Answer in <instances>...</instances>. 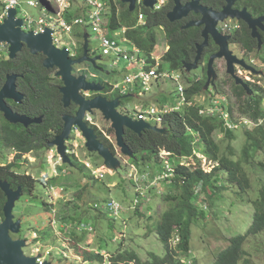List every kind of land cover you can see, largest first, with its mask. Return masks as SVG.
Returning a JSON list of instances; mask_svg holds the SVG:
<instances>
[{
  "label": "rangeland",
  "instance_id": "1",
  "mask_svg": "<svg viewBox=\"0 0 264 264\" xmlns=\"http://www.w3.org/2000/svg\"><path fill=\"white\" fill-rule=\"evenodd\" d=\"M28 1L42 3V0H23V15H30L37 21L48 17L49 13L41 11V8H46L45 6L30 7L27 4ZM86 6H88L87 1L74 0L71 12L81 13ZM2 7L0 1V11ZM134 12L137 14L136 11ZM105 30L109 36H113L108 24H106ZM75 32L76 35L71 38L69 35L62 36V41L71 47L73 39L79 46L84 43L85 34H89L90 46L102 57L99 63L103 68L101 75L108 80L112 87L118 86V91H122L125 76L136 72V67H128L125 60H120L118 65H113L116 57L104 53L99 38L89 28L76 27ZM122 45L124 44L122 43ZM165 45L164 33L159 31L154 54L162 56ZM124 46L128 48V45ZM8 50L9 46L7 44L0 46V51L3 53H8ZM165 69L171 75L178 73V71H172L168 66ZM91 72L96 73L97 71L93 69ZM262 82L264 83V80ZM149 88L150 92L141 97L130 98L131 111H134L136 106H138V109H144L148 106L158 107L162 103H174L176 100V86L171 80L161 81L159 86L155 84L153 87L149 86ZM135 92L138 93L140 90L135 89ZM203 101L204 96H201L200 102ZM234 105L236 104L234 103ZM234 110V118L238 120L239 124L241 123L240 128L236 130L237 138L231 141L227 140L222 133H216L215 140L223 151L231 145L240 155L239 153L245 143L243 128L249 123L246 118H243L237 106ZM133 114L135 113L133 112ZM243 122L245 126L242 125ZM151 123L155 125L154 122ZM102 125L100 124L102 128L110 127V125L108 126L103 122ZM251 126L254 125H248V128ZM115 136L111 135V138L117 145ZM70 148L83 165L87 167V163L90 164V167H87L85 171V175L72 166L60 164L56 157L50 163L53 156L52 151L45 154L27 155L20 163L19 170L32 176L37 181L35 193L32 196L23 193L14 210L16 219L22 220V231L15 236L17 239H25L28 243L24 249L25 254L27 256L40 255L43 260L50 261L53 264H100L87 262L82 256L78 255L77 250L79 252L87 250L96 254L99 253L104 256L105 262L103 264H110L109 260L118 254L121 247L124 251L135 252L143 260H147L150 253L164 257L165 249L158 241L155 229L159 218L157 212L163 196L162 193L168 190L167 180L157 185H153L152 180L148 181L147 184L153 190L151 194H149L148 185H140L142 187L139 191V193L142 192L141 197H143V194H147V198L142 203L144 216L141 218L134 210V201L140 196L136 194L135 190L140 187L137 185L134 188V185L140 184L143 179L141 174L132 177V173H135L137 169L128 162L127 157L121 160L122 167L119 171L113 172L106 169L104 159L99 154L90 153L87 150L86 141L79 131L73 132ZM12 154L10 158H7L8 155L5 157L1 154L0 165L4 166L13 162L15 155ZM262 156L260 154L258 160L264 161ZM199 157L202 158L203 156L200 155ZM210 163L204 158L203 167L206 172H210L215 166ZM163 164V162L154 164V169L163 170ZM63 170H67L68 173H63ZM96 170L106 173L105 178L98 179L97 183L90 178ZM222 175L226 177L225 174ZM250 175L254 189L248 194H241L239 187L233 186L229 182L225 183V187H223V182H220L217 189L214 190L216 195L213 198L209 197L208 203L202 196L199 202L202 214L193 223L191 253L188 257L183 258L184 262L191 264L192 261H198V264H212L220 252L229 246L232 237L247 233L255 212L249 200L258 198L257 186L259 187V184L257 180L264 179V172L255 170ZM51 177L63 178L56 185H52ZM134 178H140L141 181L136 183ZM95 179L97 178L95 177ZM132 181L135 182L134 185ZM112 201L123 206V210L117 216V219L113 217L112 212L107 210V204ZM45 203L50 205L51 213L46 210ZM71 217L90 223L94 229L84 232L79 229L77 222L74 223L75 225L71 224ZM149 217H152V220H149ZM72 232L74 233L71 234ZM77 239H81L79 243ZM246 246L249 250L251 263L264 264V234L250 237Z\"/></svg>",
  "mask_w": 264,
  "mask_h": 264
},
{
  "label": "trees",
  "instance_id": "2",
  "mask_svg": "<svg viewBox=\"0 0 264 264\" xmlns=\"http://www.w3.org/2000/svg\"><path fill=\"white\" fill-rule=\"evenodd\" d=\"M104 1L109 3V28L112 30V34L121 28H126V38L145 51L146 54H150L155 50L160 28L167 27L169 33L166 35V40L169 50L165 54L166 64L172 71L175 70L183 74L184 79L189 84L186 93L190 101L205 92V83H199L196 77H189L184 70L183 61L191 56L192 40L187 39L185 45L179 42L180 36L174 35L177 29L175 30L176 26L169 22L166 9L157 12L147 11L146 23L139 25L137 15L132 13L122 0ZM77 17L79 15L71 11L67 15L69 21ZM44 72V68L37 57L22 54L16 61H11L9 56L0 51V89L8 75L14 73L25 75L24 80L20 83L26 90L27 97L32 98L35 103L48 102L50 100L48 94L50 89L47 83L44 82L45 80L41 78ZM221 92L225 93V90L222 89ZM233 96L239 101L238 108L241 115L257 124L255 127L243 128L245 143L239 153L240 155L231 145L223 151L215 140L216 133H222L227 140H235L237 131L225 129L222 120L218 117L202 116L199 113V107L187 106L182 112L171 115L165 122L168 128V134L166 135L152 130H146L141 136H137L132 132L133 135L131 133L126 135V143L135 154L133 158L129 159L130 164L136 167V172L139 175L148 174L150 180L154 181L152 184L163 183L162 181H156V179L164 172H168L165 170L168 163L174 168V176L168 181V190L162 193L163 196L157 212L159 218L155 229L157 239L165 249V256L160 257L150 253L149 258L143 260L135 252L124 251L121 247L118 254L109 260L110 264H188L183 261V258L188 257L191 253L192 226L202 214V211H200L201 206H199L202 196L208 203V198H213L216 195L214 190L217 189L220 182H223V187L226 186V182L239 187L243 195L254 189L250 174L255 170L264 172V161L258 160L260 154L264 157V90L257 97H250L241 87L234 86ZM168 103L170 102L162 104ZM232 109L234 110V107ZM102 142L110 147L115 154V150L109 146V141L105 135H103ZM0 148L1 150L10 148L17 152L15 162L0 166V181H8L15 189L22 186L32 196L36 190V179L32 176H19L16 172L21 167L20 161L23 156L34 149L33 144L26 138V134L19 126L8 124L2 118L1 112ZM163 151L170 153V156L164 157L161 154ZM199 153L208 162H211L210 164L215 165L210 172H206L204 169L203 159L199 157ZM73 159L74 169L85 175L86 165H83L75 155H73ZM166 161L167 165H162L163 170L154 169V164H161V162L165 163ZM222 174H225L226 177H223ZM61 178L53 177L51 184L56 185ZM90 178L95 183L99 181L95 179L93 174ZM257 181L259 195L256 200H249L255 212L247 233L232 237L229 246L220 252L212 264H252L246 244L250 237L264 234V179L260 178ZM132 182L134 185L135 182ZM142 184L148 185L141 182L135 184L134 188L137 185L140 187ZM149 189V194H151L153 190L151 187ZM135 191L138 193L140 190ZM141 194L134 201V210L142 218L144 216L142 208L144 198L141 197ZM6 201V196L0 189L1 221L4 220ZM44 206L51 213L50 205L45 203ZM117 216L119 215L113 214L116 219ZM70 220L72 225L77 222L78 227H92L90 223L80 219L76 220L71 217ZM149 220H152V217H149ZM83 231L88 232L86 228H83ZM12 236L17 239L15 235ZM77 240L79 243L81 239ZM176 240L179 241L175 243ZM77 253L90 263L103 264L105 262L104 256L99 253L96 254L87 250L83 252L77 250ZM191 264H198V261H192Z\"/></svg>",
  "mask_w": 264,
  "mask_h": 264
},
{
  "label": "flooded vegetation",
  "instance_id": "3",
  "mask_svg": "<svg viewBox=\"0 0 264 264\" xmlns=\"http://www.w3.org/2000/svg\"><path fill=\"white\" fill-rule=\"evenodd\" d=\"M162 1H163V7L161 10L164 9L167 10V18L169 22L176 26L175 30L176 29L178 30L174 32V35L176 34L180 36L179 42L185 45L187 43V39L192 40L191 56L187 60L183 61L184 64L187 63L194 65L196 63L197 57L199 56V46L205 44L206 38L203 35L205 26H191V27L188 26L190 23L201 22L204 19V14L202 13L204 9L210 11L213 14H219L223 12L225 8L230 6L231 9L236 11H240V12L246 11V13H248L253 20L264 18V0H198L197 9L190 10L187 15L183 16V18L178 19L175 22H172L169 19V14L175 10L178 3L176 0H162ZM195 1L197 0H179V3L183 8H185L189 4ZM137 3L138 0H136V7H137ZM216 30L222 37H228L226 42L228 44V51L231 52L230 57L235 58L237 61H242L244 62V64H241L239 62H233V70L235 74L231 75V73H228V60L224 57L217 58L214 60L213 63V68L216 72V77L215 79L212 78L211 81H209L208 70L210 67L211 58L214 55H217L221 50L220 44H217L214 37L212 35H209L208 44L203 48L200 58L197 62V69L191 72H187L185 68L184 70L189 75V77L191 78L196 77V80L199 83H205V88H204L205 92L201 96L204 95L211 96L213 94H219L222 89L225 90V92H228L229 89L230 94L228 101L229 104L235 108L236 106L238 107L239 101H237L236 97L233 96L234 86L241 87L245 91V93H247V95L250 96L248 94V91H246V89L243 86L237 84L235 78L236 76L242 79L244 83H246L248 87L252 90L253 95L250 97H257V95H259L261 91L264 90V83L262 82L264 80V59H263L264 30H262L259 27L257 30L258 33L260 34L263 43L261 48L259 46L260 43L259 40L253 38L252 30L250 29L248 23H246L244 20H238L228 17L224 21H220L218 23ZM160 31H163L164 36L166 38V35H168L169 33L168 28L163 26L160 28ZM1 45L4 44H0V46ZM58 48L61 50L67 49L61 47ZM71 50L72 51L69 50V59L71 60H75V61L80 60L85 55L83 44L79 46L77 44V48ZM22 54L37 57V59L41 63L45 71L44 75L41 78L45 80L44 82L47 83L50 89V91H48L50 100L44 103L42 102L35 103L32 98L27 97L26 90L23 88V86L20 83L22 80H24L25 75L14 73L13 75L18 76L16 82L17 90L19 93H21L24 96V99L22 103H17L13 100H7L8 106L13 110L15 114L23 117H27L30 120H40V122L31 123L28 127H26L23 124H12L8 122L4 113H1V116L8 124L19 126L20 129L23 130V132L26 134V138H28L29 141L32 142L34 149L28 152L27 154H25L23 158L30 154L38 155L39 153L45 154L48 151H52L53 156L50 160V163H52V160L56 157L58 158L57 161L60 164H62L63 158L58 154L57 147H51V144L63 133L65 129L64 118L66 116H72V117L76 116L79 107L72 102L69 107L67 108L65 107L63 102L64 95L61 92V89L64 87L62 78L57 76L58 69L56 67L54 69H47L44 66L46 57L43 54L39 53L37 55H33L25 45L22 51L17 54L14 60L10 59L9 52L6 53L5 55L9 56V60L16 61L18 57ZM88 57L90 59H95L98 57L99 59L96 61V65L88 62H84L79 65L78 64L74 65L73 74L76 77H80V76L87 77V81L89 83L100 84L102 87H104V90L101 92L81 91V94L85 96L88 101L93 100L97 97H102L106 99L108 102H114L118 100L119 104L117 107V111L120 114L124 116H128L134 120L135 118H133V112L131 111L129 106V100L132 97H127V94H122L121 91H118L117 88L112 87L109 84L108 80H106L101 75V71L103 68H101L99 63L102 60V57L98 55L94 51V49H92L91 46H89ZM249 67H251L250 69L252 70H250ZM93 69H96L98 73L97 72L92 73L91 70ZM234 103L236 105H234ZM85 121L90 128L95 130V133L98 136V140L100 142H102L103 135H105V137L109 141L108 143L109 146H111L115 150V154L112 152L110 147L106 146L103 142L102 143L111 150L114 156L118 157L120 160L125 159V157H127L124 156L122 152L120 153L121 149L112 140L111 135L113 136L116 135L115 130L112 128V123L104 119V116L100 110L95 109L92 112H87ZM102 122L106 123L108 126L110 125V127L102 128L100 126V124L102 125ZM165 127L167 129V126ZM75 131L80 132V130L77 127L73 128L72 134ZM131 132L134 133L133 131L126 128L124 138L128 133ZM72 134L70 136V139L66 141V147H67L68 156L71 158L73 163L72 165L69 166H72L74 168L75 164H74L73 155L75 154L71 151L70 148L72 141ZM134 134L137 136L142 135V134L138 135L136 133ZM130 149L134 154V151L132 150L131 147ZM11 153H13L12 155H15L13 159V162H15V159L17 157L16 150L10 148L6 150H1L0 148V155L2 154L5 157L8 155L9 157L7 156V158H10ZM75 157L78 158V156L76 155ZM127 158L128 160L131 159L130 157ZM62 172L68 173L67 170H63ZM16 173L17 175L22 177L30 176L26 173H22L20 170H17ZM19 188H22L23 193H27V190H24L22 186H19L17 189ZM12 189L17 190L13 187Z\"/></svg>",
  "mask_w": 264,
  "mask_h": 264
},
{
  "label": "water",
  "instance_id": "4",
  "mask_svg": "<svg viewBox=\"0 0 264 264\" xmlns=\"http://www.w3.org/2000/svg\"><path fill=\"white\" fill-rule=\"evenodd\" d=\"M124 4L129 5L131 12L136 10V0H122ZM178 5L175 10L169 14V19L175 22L178 19L183 18L187 15L190 10L197 9L198 0L189 4L183 8L176 0ZM157 0H145L144 4L146 7L154 8ZM233 4V1H232ZM199 11V10H197ZM204 19L201 22H193L188 26H205L203 35L206 38L205 44L199 46V56L197 57L194 65L184 64V68L187 72H191L197 69V62L200 58L203 48L208 44V37L212 35L217 44H220L221 50L217 55H214L210 61V67L208 70L209 81L212 78L215 79L216 72L213 68L214 60L217 58H226L228 60V73L234 75L233 62H239L244 64L242 61H237L235 58H231V52L228 51L227 39L228 37H222L216 30L217 25L220 21H224L228 17L244 20L248 23L252 30L253 38L259 40V46L263 45L260 34L258 33V27L264 30V18L253 20L246 11H236L231 9L230 6L224 9L219 14H213L210 11L204 9L202 11ZM18 11L11 9L8 12V17L0 23V44H7L9 46L10 59L14 60L19 52L22 51L26 45L31 54H43L46 57L44 66L47 69H58L57 76L62 78L64 87L61 89L64 95L63 102L65 107H69L71 102L75 103L79 107L76 116H66L65 129L63 133L51 144V147H57L58 154L63 158V163L72 165V160L68 156L66 141L70 139L73 128L77 127L83 138L86 141V148L90 153H97L104 159L105 168L117 172L122 167L121 160L114 156L111 150L106 147L102 142L98 140V136L95 130L90 128L85 121L87 112H92L97 109L100 110L106 121L112 123V128L116 133L117 146L121 149L124 156L133 158L134 154L130 147L125 143V129H129L134 133L141 135L145 130H152L162 135L168 134L167 129L154 127L151 124L143 120H133L128 116H124L117 111L119 101L108 102L102 97H97L93 100L88 101L85 96L81 94V91L89 92H101L104 90L100 84L89 83L87 77L80 76L76 77L73 74V66L79 65L84 62L93 63L96 65L98 57L90 59L88 57L89 52V35L85 34L84 40V51L85 55L80 60L69 59V51L67 49H59L54 44L53 31L47 29L45 33L35 34L34 32L26 33L23 31V21L16 19ZM251 67H249L250 69ZM252 70V69H250ZM254 71V70H253ZM238 85L243 86L250 96L253 95L252 90L246 83L238 76L235 77ZM17 75H8L6 82L0 89V112L5 114L8 122L12 124H23L28 127L31 123L40 122V120H30L27 117L17 115L8 106L7 100H13L17 103H22L24 96L17 90ZM209 84V83H208ZM133 95H127L132 97ZM0 189L6 196V204L4 206V220L0 222V264H40L38 260L41 258L37 256H27L24 249L28 243L25 239H15L12 235H18L22 231V220L16 219L14 210L17 201L23 196L22 188L17 190L12 189L8 181H0ZM43 264H53L50 261H44Z\"/></svg>",
  "mask_w": 264,
  "mask_h": 264
},
{
  "label": "built area",
  "instance_id": "5",
  "mask_svg": "<svg viewBox=\"0 0 264 264\" xmlns=\"http://www.w3.org/2000/svg\"><path fill=\"white\" fill-rule=\"evenodd\" d=\"M3 7L0 11V23L8 17V12L11 9H16L18 11L17 18L23 21V30L25 32H34L35 34L45 33L47 29L53 31L54 43L58 47H67L70 50L76 49L77 42L72 39L71 47L66 45L62 41V36L69 35L70 38L75 34L76 27L89 28L94 35L99 38V43L104 50L106 55H113L116 59L113 65H118L120 60H125L128 67H136V72L130 73L125 77L124 87L121 91L122 94H131L135 92V89H139V95L142 96L147 92H150L149 86H154L155 84L159 86L161 81L171 80L176 86V100L174 103L161 104L158 107L148 106L144 109L135 108V119L143 120L146 122H154L156 126L160 128L165 127V122L167 119L178 112H182L187 106L199 107V113L202 116L207 117H218L222 120L224 128L227 130H235L239 127L237 122L232 118L230 111V104L227 95L217 94L215 96H204V101L200 102V96L195 97L190 101L187 97V89L189 84L184 79L183 74L176 73V75L169 74L166 69H163V60L161 57H156L152 55L148 58L141 50L131 44L125 37L126 28L120 30L119 33H115L113 36H109L105 30L106 24L109 27V3L104 0H79L87 1L88 6L82 11V15L74 18L72 21L67 19L68 13L73 8L74 0H42V3H36L34 1H28L27 4L30 7L45 6L46 8H41V11L49 13L48 17L40 21L35 20L30 15H23V0H0ZM145 0H138L139 8V21L143 23L146 19L145 11ZM163 1L157 6L160 9ZM128 45L126 48L124 45ZM72 51V50H71ZM144 55V57H143ZM115 88L119 89L118 86ZM209 97V98H208ZM208 98V99H207ZM248 125H256L251 121H247ZM261 123V121H260ZM152 124V123H151ZM87 167L90 164L87 163ZM170 172V170H169ZM97 179H103L105 173L103 171L96 170L93 172ZM138 174V173H136ZM139 175V174H138ZM136 176V175H134ZM142 181L135 179L136 182H145L148 180L149 175H141ZM171 176V173L166 172L165 174L159 176L156 181H162ZM107 210L112 212L114 215H118L122 210V205L115 201L107 204ZM1 220V217H0ZM92 230L91 226H81L79 229ZM45 260L43 257L38 260L40 264H43Z\"/></svg>",
  "mask_w": 264,
  "mask_h": 264
},
{
  "label": "clouds",
  "instance_id": "6",
  "mask_svg": "<svg viewBox=\"0 0 264 264\" xmlns=\"http://www.w3.org/2000/svg\"><path fill=\"white\" fill-rule=\"evenodd\" d=\"M160 1L161 0H157V3H156V5L154 6V8H149V7H146L145 8V11H144V13L146 14V19H147V17H148V12L147 11H154V12H157V11H161V9H162V7H163V4H162V6H161V8L160 9H157V6L160 4ZM123 2V1H122ZM127 5V4H126ZM145 5V4H144ZM128 7H129V5H127ZM130 10V9H129ZM136 15H137V21H138V23H139V25H144L145 23H146V19H145V21L143 22V23H140V21H139V8H138V5H137V7H136ZM110 13V12H109ZM108 13V14H109ZM132 13H134L135 14V12H132ZM83 13L81 12V13H78V15L79 16H81ZM18 15V14H17ZM107 18H109V15H108V17ZM16 19H18L17 17H16ZM19 20H21V19H19ZM109 24H110V21H109ZM23 29V28H22ZM123 28H121V29H119V30H117V31H115L112 35H115V33L117 32V33H119L120 32V30H122ZM24 31V30H23ZM26 33H29V32H26ZM74 35H76V32H75V34ZM73 36V35H72ZM111 36V35H110ZM53 37V36H52ZM126 37V36H125ZM54 39V38H53ZM84 39V38H83ZM129 41V40H128ZM130 42V41H129ZM131 43V42H130ZM165 43H166V45L164 46V54L162 55V56H156L155 54H154V51L153 52H151L150 54H146L145 53V51H143L142 49H140L138 46V48L148 57V58H150L152 55H154V56H156V57H161V59L163 60V62H164V64H163V67L165 68L166 66H168L167 64H166V61H165V54H166V52L169 50V46H168V43H167V40H166V38H165ZM55 44V43H54ZM85 44V40H84V43H83V45ZM89 44H90V42H89ZM131 44H133V45H135L136 46V44H134V43H131ZM55 46H57L56 44H55ZM58 47V46H57ZM61 48H67V47H61ZM77 48V47H76ZM156 49V48H155ZM67 50L69 51L70 49L69 48H67ZM71 51V50H70ZM163 68V69H164ZM130 74V73H129ZM129 74H127V75H129ZM126 75V76H127ZM125 76V77H126ZM113 87H115V86H113ZM219 94H221V95H227L228 96V98H229V94L230 93H228V92H225V93H222V92H220ZM127 95H133L132 96V98H136V97H141L140 95H139V92L138 93H136V92H133V93H131V94H127ZM215 95H217V94H213V96H215ZM204 96H209V95H204ZM201 97V96H200ZM230 99H231V97H230ZM137 107V106H136ZM147 108V107H146ZM232 109V106L230 105V111H231V114H232V118H233V120L235 121V122H238V120H236V118H234V111L235 110H233ZM134 111H136V110H134ZM134 111H132V112H134ZM133 118H135V114H133ZM243 118H245V117H243ZM134 120H136V119H134ZM246 120L247 121H251V122H253L252 120H250V119H248V118H246ZM138 121V120H137ZM146 122V121H145ZM147 123H149V122H147ZM254 124H256L255 122H253ZM149 124H151V123H149ZM238 124H239V122H238ZM241 124V123H240ZM240 124H239V127L237 128V129H235V130H238L239 128H240ZM152 126H154V127H158V126H156V125H153V124H151ZM242 125H244L245 126V124H244V122L242 123ZM166 126V125H165ZM255 126H257V124L256 125H254V127ZM246 127H248V125L246 126ZM158 128H160V127H158ZM165 129H166V127H164ZM160 129H162V128H160ZM190 130V129H189ZM167 131H168V128H167ZM191 131V130H190ZM164 157H169L170 156V153H168V152H166V151H163L162 153H161ZM200 155H202L201 153H199V156ZM203 156V155H202ZM201 158V157H200ZM204 156L201 158V159H203L204 160ZM206 159V158H205ZM165 165H167V161L164 163V166ZM105 166V165H104ZM135 167V166H134ZM136 168V167H135ZM99 170H100V168H99ZM165 170H167L168 171V173H171V176L169 177V178H167V179H165V180H167V182L169 181V180H171V178L174 176V168L173 167H171L170 166V163H168V165H167V167H166V169ZM169 170H170V172H169ZM136 172V171H135ZM137 173V172H136ZM136 173H132V177H134V175H136ZM106 174V173H105ZM164 174H165V172H164ZM93 175H94V173H93ZM145 175H148V174H145ZM105 178V177H104ZM103 178V179H104ZM100 180V179H99ZM102 180V179H101ZM135 180V179H134ZM165 180H162V182H164ZM147 181H149L150 182V178H148V180H146L145 181V183L147 184L148 182ZM153 181V180H152ZM154 182V181H153ZM152 182V183H153ZM144 186H146L145 184H143ZM153 185H155V184H153ZM149 187V186H148ZM142 189V187H140L139 188V190H141ZM137 193V192H136ZM140 193H142V192H140ZM140 193L138 192L137 194H139L140 195ZM143 198L145 199V198H147V195L146 194H143ZM122 210H123V206H122ZM121 210V211H122ZM120 214V213H119ZM118 214V215H119ZM2 222V221H1ZM179 240H176L175 241V243H177ZM45 261H47V260H45Z\"/></svg>",
  "mask_w": 264,
  "mask_h": 264
}]
</instances>
